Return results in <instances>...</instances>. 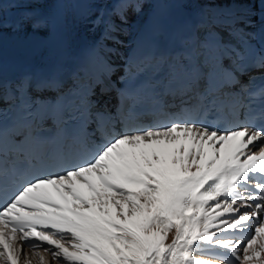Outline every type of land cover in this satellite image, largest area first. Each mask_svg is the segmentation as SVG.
<instances>
[{"label":"snow or ice","instance_id":"obj_1","mask_svg":"<svg viewBox=\"0 0 264 264\" xmlns=\"http://www.w3.org/2000/svg\"><path fill=\"white\" fill-rule=\"evenodd\" d=\"M116 2L123 6V15L116 13L122 20H126L129 11L138 12L137 5L141 4V0ZM205 2L227 10L229 24L225 30L230 35L243 34L241 26L246 28L252 23L250 10L232 8L245 0ZM258 2L264 5V0ZM97 19L104 24L102 16ZM202 23V30L186 38L196 44V50L189 47L184 56L190 65L186 71L192 76L189 88L199 82L205 68L211 70L205 61L217 55L224 43L216 30L222 26L215 19ZM105 27L111 30L112 26ZM3 29L0 19V44ZM28 29L48 35L50 25L42 17L27 13L16 30ZM232 55L243 59L238 52ZM250 67L264 78V47L256 53ZM55 83L52 78L34 80L28 76L17 85L22 111L18 126L29 129L30 137L34 123L42 124L51 118L41 112L42 106L32 93L46 91ZM247 97L248 105L241 107L251 109L258 99L260 110L249 111L247 124L223 131L205 126L202 121L177 117L144 130L129 129L118 134L108 131L104 142L87 155L83 148L86 134L83 129L77 130L72 145L58 143L53 155L57 159H78L80 163L62 168L61 173L41 175L26 182L0 207V264H20L25 247L34 251L44 247L62 264H212L193 255L194 251L215 254L204 245L226 250L221 258L235 257L232 264H264V224L255 227V234L246 241L217 237L218 232L243 229L245 222L264 213V82L259 89L248 91ZM155 110L162 111L158 101ZM56 118L60 124L65 123L58 112ZM128 118H135V103ZM2 129L0 113V137ZM8 179L0 166V186ZM250 179L258 181L254 187L260 194L250 197L254 209L242 212L241 208L252 205L237 196L236 190ZM238 199L241 207H233ZM210 201L214 205L206 207ZM225 214L232 215L222 219ZM169 238L171 242L166 243ZM17 240L20 247L16 246ZM241 250L242 255H237ZM40 260L43 264L44 257L40 256Z\"/></svg>","mask_w":264,"mask_h":264},{"label":"bare ground","instance_id":"obj_2","mask_svg":"<svg viewBox=\"0 0 264 264\" xmlns=\"http://www.w3.org/2000/svg\"><path fill=\"white\" fill-rule=\"evenodd\" d=\"M51 0L50 3H25L21 0H0V19L4 24V29L10 30L27 13H32L42 17L50 25L48 35H43L38 31L18 32L11 31L7 38L18 46L26 50L30 59L38 58L42 51L55 44L59 45L65 37L75 47L78 45L96 46L102 52L107 48H122L124 44L130 42L140 30L147 19L156 13L158 0H141L138 4V12L129 11L126 20H122L116 13H122V5L116 0H108L106 3H96L93 0ZM171 8L179 5L188 10L190 14L197 17L213 18L220 24H229L227 10L205 0H167ZM67 6L72 10V15ZM233 9L244 8L249 11L252 21L248 27H254L259 31L264 29V5L258 0H245L243 4H233ZM115 9V12L113 11ZM98 16L104 18V24L97 19ZM70 17L74 23L69 25ZM105 25H110L105 27ZM72 31L75 38L72 39ZM71 44V45H72ZM241 207V204H236ZM242 211L247 208H241ZM253 210V209H252ZM247 210V211H252ZM259 221L258 224L256 221ZM254 221V223H253ZM264 224V213L252 217L250 222H245V228L250 229L252 235L255 234V227ZM170 233V237H171ZM59 238V237H58ZM170 238L166 243H170ZM242 255V254H239ZM196 259L210 260L205 255H198Z\"/></svg>","mask_w":264,"mask_h":264},{"label":"rangeland","instance_id":"obj_3","mask_svg":"<svg viewBox=\"0 0 264 264\" xmlns=\"http://www.w3.org/2000/svg\"><path fill=\"white\" fill-rule=\"evenodd\" d=\"M67 9H68V11L71 13V15H72V10L67 6ZM74 23V20H73V18L72 17H70V23H69V25L71 24H73ZM73 26V25H72ZM72 33H74V31H72ZM75 37H74V34L72 35V39H74ZM36 253H39V255H37ZM51 254V253H50ZM240 254H242V253H240ZM48 255V253L44 250V248H43V250H41V249H36L35 251L33 250L30 254H29V256H28V253H27V251H26V253H25V255H24V259L22 260L23 261V263L22 264H25V261L27 260V261H30V264H41V260H40V256H43L44 257V261H43V264H45V263H47L48 264V262H49V264H62L58 259H53L52 258V261H48V259H49V256H47ZM193 255H195V254H193ZM198 256V255H197ZM48 257V258H47ZM194 257H196V256H194Z\"/></svg>","mask_w":264,"mask_h":264}]
</instances>
